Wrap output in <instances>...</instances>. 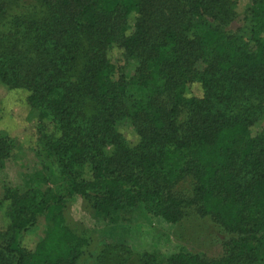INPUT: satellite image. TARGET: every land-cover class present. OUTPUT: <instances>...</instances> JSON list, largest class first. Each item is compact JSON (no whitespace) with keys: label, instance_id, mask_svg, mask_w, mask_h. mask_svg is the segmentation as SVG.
Here are the masks:
<instances>
[{"label":"trees","instance_id":"obj_1","mask_svg":"<svg viewBox=\"0 0 264 264\" xmlns=\"http://www.w3.org/2000/svg\"><path fill=\"white\" fill-rule=\"evenodd\" d=\"M31 1L40 12L13 16L0 34V89L33 114L32 150L64 184L4 192L0 264H75L86 242L64 225L70 195L101 216L142 205L171 223L190 212V196L229 235L222 254L161 264H253L264 243V0H251L244 42L226 31L236 0ZM201 15L212 25L195 33ZM116 52L138 59L131 98ZM19 143L0 133V157ZM186 177L188 196L174 191ZM39 218L49 229L35 235Z\"/></svg>","mask_w":264,"mask_h":264},{"label":"rangeland","instance_id":"obj_2","mask_svg":"<svg viewBox=\"0 0 264 264\" xmlns=\"http://www.w3.org/2000/svg\"><path fill=\"white\" fill-rule=\"evenodd\" d=\"M1 3H6V18L0 22V34L7 32L5 27L13 16L29 17L40 12V7L31 0H0ZM254 8L251 0H236L230 8L232 20L226 31L241 42L251 37ZM191 25L193 31L198 33L212 25V20L206 15L194 16ZM112 57L115 74L123 78L127 84V98H131L138 59L120 52ZM194 88L187 90L190 95L197 93ZM91 110L88 105L84 107L86 115ZM31 118L33 114L27 113L20 96L10 95L0 89V133L20 142L9 155L0 157V201L7 189H15L18 193H60L63 188L60 169L32 150L31 131L34 126ZM261 126L262 123L255 125L251 131L259 130ZM118 130L130 142L128 128ZM80 175V171L76 170L71 173V178L77 179ZM191 187V181L186 177L175 185L174 191L188 196ZM188 198L190 212L171 223L142 205L101 216L93 211L86 199L77 195L65 196L62 209L64 225L86 242L75 264H146L148 260L152 264H161L179 252L208 259L219 258L222 254L221 245L229 235L209 215L199 214L195 202L191 201L190 196ZM4 209L5 203L2 202L0 230L7 223ZM48 229V221L39 218L34 234L40 235ZM253 264H264V243Z\"/></svg>","mask_w":264,"mask_h":264}]
</instances>
